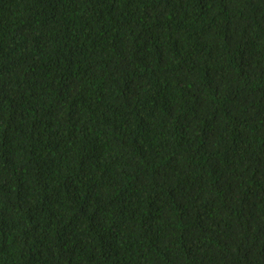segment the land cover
Segmentation results:
<instances>
[{"label": "trees", "instance_id": "1", "mask_svg": "<svg viewBox=\"0 0 264 264\" xmlns=\"http://www.w3.org/2000/svg\"><path fill=\"white\" fill-rule=\"evenodd\" d=\"M0 264H264V0H0Z\"/></svg>", "mask_w": 264, "mask_h": 264}]
</instances>
